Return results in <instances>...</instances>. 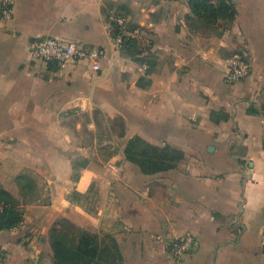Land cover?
<instances>
[{"label":"crops","instance_id":"1","mask_svg":"<svg viewBox=\"0 0 264 264\" xmlns=\"http://www.w3.org/2000/svg\"><path fill=\"white\" fill-rule=\"evenodd\" d=\"M227 1L232 18L208 25L189 0H0V203L23 211L0 231V264H56L65 220L97 236L98 264H264V0ZM117 9L144 61L114 48ZM46 37L103 49L101 69L38 59ZM237 52L250 75L228 83ZM134 137L169 147V168L129 160Z\"/></svg>","mask_w":264,"mask_h":264},{"label":"trees","instance_id":"2","mask_svg":"<svg viewBox=\"0 0 264 264\" xmlns=\"http://www.w3.org/2000/svg\"><path fill=\"white\" fill-rule=\"evenodd\" d=\"M189 7L195 18L208 25L216 24L219 18H232L233 14V8L227 0H216L215 4H212L210 0H189ZM115 11L123 13L118 9ZM118 35H122L123 40L121 53L140 60L137 56L142 54V51L139 48L138 39L124 34L118 26L113 24L112 36L116 38ZM148 64L151 68L154 67L153 61H148ZM172 153L169 147L164 149L154 147L140 137H134L126 149L127 158L139 165L144 171L149 172H158L169 168L167 160L171 159ZM175 153L177 154V152ZM74 177L76 178L77 175ZM16 182L25 201L35 197L36 181L31 176L19 175ZM0 206L3 208L0 213V231H10L23 222L21 209L1 203ZM63 226L65 231L53 228L50 234L56 264H98L103 258V249L97 236L74 227L67 220L64 221Z\"/></svg>","mask_w":264,"mask_h":264},{"label":"built area","instance_id":"3","mask_svg":"<svg viewBox=\"0 0 264 264\" xmlns=\"http://www.w3.org/2000/svg\"><path fill=\"white\" fill-rule=\"evenodd\" d=\"M177 1V0H173ZM212 4L216 0H210ZM11 16L10 3L4 1L2 9L3 19ZM111 25L115 24L126 34V18L123 13L112 11L109 15ZM123 44L122 35L114 38V48L120 50ZM35 56L47 63H54L62 68L75 62H86L92 70L101 69L105 51L100 48H91L81 44L67 43L56 37H46L34 44ZM250 63L243 52L235 53L229 60L225 79L228 83H238L250 75ZM3 208L0 206V213ZM196 246V240L191 234H185L172 240L168 245L169 254L175 259H182Z\"/></svg>","mask_w":264,"mask_h":264},{"label":"rangeland","instance_id":"4","mask_svg":"<svg viewBox=\"0 0 264 264\" xmlns=\"http://www.w3.org/2000/svg\"><path fill=\"white\" fill-rule=\"evenodd\" d=\"M177 1H179V0H177ZM42 184H44L43 187H45V183L42 182ZM42 190H43V189H42ZM46 195H47V192H46ZM48 200H49V197L47 196V197H45L44 199H42V202L46 203V202H48Z\"/></svg>","mask_w":264,"mask_h":264}]
</instances>
